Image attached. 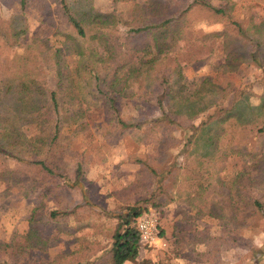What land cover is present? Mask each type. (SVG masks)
Returning <instances> with one entry per match:
<instances>
[{
    "label": "trees",
    "instance_id": "obj_1",
    "mask_svg": "<svg viewBox=\"0 0 264 264\" xmlns=\"http://www.w3.org/2000/svg\"><path fill=\"white\" fill-rule=\"evenodd\" d=\"M18 1L25 11L27 0ZM81 1L85 4L80 2L76 8L70 0H58L59 23L43 20L52 27L53 36L61 42L64 51L74 58V69L65 66L62 48L52 49L34 39L28 47L32 50L30 54L25 52L17 60V66L0 71V158L11 159L17 164L38 165L52 174L44 161L36 160L42 147L37 148L35 138L23 133L21 121L28 118L38 131L47 132L43 145L52 146L61 129L82 125V113L74 108L85 103V88L89 97L103 102L110 126L121 133L135 130L142 140L155 145V155L160 162L170 145L180 149L182 144L184 152L195 158L196 165L190 169L182 163L177 166L175 162V174L165 190L170 188L167 191L172 192L178 174L187 171L190 175L184 179L186 184L176 194L198 216L239 225V230L245 223L264 221V123L257 122L262 105L247 106L256 112L247 117L239 113L237 102L230 109L218 110L215 115L208 116L206 123L208 127L212 120L217 128L204 132L205 136L190 135L185 144L172 135L175 129L189 127L207 112V97L226 98L232 92L230 84L223 88L208 78L189 82L182 68L213 53L218 37H221L226 65L250 62L261 68L264 43L259 37L256 41L249 37L251 30L231 18L228 9L213 7L201 0L187 4L142 0L130 13L101 12L93 6V0ZM197 8H201L200 16L205 22L222 24V31L196 36L198 27L194 25L193 16L199 12ZM19 21L15 24V21L0 18V35L15 38L26 34V25L22 28V20ZM253 33L263 36V24L255 26ZM48 70L53 71L57 87L54 90L46 86ZM34 96H41L43 104L35 105ZM133 98L159 112V116L149 120L144 119L143 112L129 119L121 116L119 102ZM251 134L256 137V147L242 140ZM238 162L241 165L236 169ZM81 170L82 165L76 164L70 187H82ZM151 172L156 173L155 170ZM245 183L257 189L260 196H244ZM78 191L82 200L74 207L89 205L87 190L84 194ZM173 200L169 195L168 201L155 206H164ZM73 210L69 207L53 210L49 218L62 229L64 225L58 222ZM145 212L147 209L131 205L118 216L110 251L107 256H100L97 264H124L137 258L142 248L137 221ZM34 220L32 216L27 237L22 242H0V264H22V259L31 251H46L49 238L39 232ZM76 227L65 226L64 230L74 234L81 229ZM199 255L211 257L214 262L213 254L201 252ZM54 262L55 258L37 264Z\"/></svg>",
    "mask_w": 264,
    "mask_h": 264
},
{
    "label": "rangeland",
    "instance_id": "obj_2",
    "mask_svg": "<svg viewBox=\"0 0 264 264\" xmlns=\"http://www.w3.org/2000/svg\"><path fill=\"white\" fill-rule=\"evenodd\" d=\"M57 1L27 0L26 10L22 11L18 0H0L2 20L15 21V24L22 20V28L23 24L26 25V34L22 33L15 38L0 35L1 72L17 66V60L25 52L29 51L30 54L32 50L28 47L34 39L52 49L62 48L65 66L74 69V58L64 51L61 42L53 36L52 27L43 23V20L50 19L59 23ZM140 1L142 0H93L92 4L101 12L130 13ZM159 1L187 4L192 0ZM201 1L216 8L228 9L231 18L241 21L245 28L251 30L249 37L255 41L259 37V41L264 43V33L263 36L253 33L255 26L263 24L264 27V0ZM70 2L76 8L80 2L85 4L81 0ZM197 10L199 12H195L193 16L194 25L198 27L195 30L196 36L222 31V24L205 22L200 16L201 8ZM216 40L213 53L185 65L182 73L189 82L208 78L223 88L230 84L232 92L226 98L207 97V112L189 127L172 132L184 144L190 135L205 136L204 132L215 130L217 125L212 120L207 127L208 116L215 115L220 109H230L236 102L239 104V113L245 117L256 113L247 106L262 105V113H257L260 114L257 122L260 125L264 123V55L261 68L250 62L226 65L221 37ZM261 50L264 52V47ZM48 73L46 86L54 90L57 87L53 71L48 70ZM83 91L85 103L74 108L82 113V125L61 129L50 147L43 145L47 132L38 131L28 118L21 121L23 133L35 138L37 148L42 147L36 160L44 161L52 169V174L38 165L17 164L11 159L0 158V242H22L27 237L32 216L39 232L49 238L46 251H31L28 257L22 259V264L50 262L54 258L53 264H97L99 257L107 256L110 251L112 235L119 222L118 216L124 214L131 205L147 209L143 214H156L158 230L163 233L161 236L167 242V248H152L142 244L137 258L124 264H255L257 261V264H264V221L245 223L239 230V225L198 216L176 194L186 184L184 179L190 175L187 171L185 173L183 170L178 174L177 184L172 192L168 193L170 188L165 190L170 177L175 174V162L177 166L182 163L190 169L196 165L195 158L184 152L182 144L180 149L170 145L167 155L160 162L156 158L154 144L142 140L135 130L121 133L119 129L110 126L105 117L103 102L89 97L85 88ZM60 98L64 100L62 95ZM32 102L40 106L43 98L34 96ZM65 105L71 108L68 104ZM118 106L121 116L126 119L137 117L139 112H143L146 120L159 116V112L150 110L138 98L124 99ZM248 136L242 140L250 141L256 147L254 134ZM76 164L82 165L81 188L70 187ZM239 165L241 164L238 162L236 169ZM152 170L156 173L153 174ZM243 181L245 182V178ZM78 189L83 194L87 190L89 205L74 207L82 200ZM242 194L251 198L260 196L258 190L247 183L244 184ZM169 195L174 198L173 201L164 206H155L168 201ZM67 207L74 210L58 223L64 225V228L80 226L81 229L74 234L67 233L64 228L60 229L49 218L51 211ZM201 252L213 254L214 262L211 257L202 258L199 255Z\"/></svg>",
    "mask_w": 264,
    "mask_h": 264
},
{
    "label": "built area",
    "instance_id": "obj_3",
    "mask_svg": "<svg viewBox=\"0 0 264 264\" xmlns=\"http://www.w3.org/2000/svg\"><path fill=\"white\" fill-rule=\"evenodd\" d=\"M137 230L140 236V243L152 248L165 249L167 242L160 235L158 220L154 212L143 214L138 218Z\"/></svg>",
    "mask_w": 264,
    "mask_h": 264
}]
</instances>
